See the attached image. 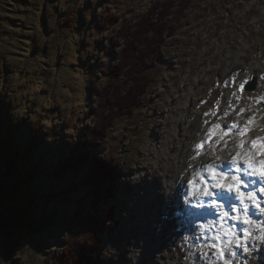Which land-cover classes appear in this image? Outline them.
<instances>
[{
	"label": "clouds",
	"instance_id": "1",
	"mask_svg": "<svg viewBox=\"0 0 264 264\" xmlns=\"http://www.w3.org/2000/svg\"><path fill=\"white\" fill-rule=\"evenodd\" d=\"M32 4L22 34L0 24L13 123L91 144L121 185L158 183L150 264H264V0ZM110 211L99 207L103 240L64 228L0 245V264H80L84 248L89 264H143L146 240L115 243L128 212Z\"/></svg>",
	"mask_w": 264,
	"mask_h": 264
},
{
	"label": "rangeland",
	"instance_id": "2",
	"mask_svg": "<svg viewBox=\"0 0 264 264\" xmlns=\"http://www.w3.org/2000/svg\"><path fill=\"white\" fill-rule=\"evenodd\" d=\"M33 10L32 0H0V24L5 31L22 34L24 26L21 22ZM85 23L81 15V27ZM98 47L103 49L102 42ZM108 54L115 57L114 52ZM10 107L0 100V245L13 249L16 243L26 238L37 244H46L64 228L83 231L82 223L79 225L76 219H80L92 205V198L87 193L92 189L87 183L89 166L79 165L65 172H61L58 166L63 161L73 163L74 159L70 161L72 154L81 158L91 145L81 141L72 146L63 139L48 144L45 134L33 130L28 122L13 123ZM115 175L118 199L108 204L116 206L117 217L121 211H127L128 217L118 219L119 237L114 242L118 244L130 236L144 238L148 247L143 264H150L151 248L162 237L141 227L146 215L134 192L144 183L121 185L118 169H115ZM170 226L166 224L165 231ZM107 233L105 229L100 238L103 240Z\"/></svg>",
	"mask_w": 264,
	"mask_h": 264
},
{
	"label": "trees",
	"instance_id": "3",
	"mask_svg": "<svg viewBox=\"0 0 264 264\" xmlns=\"http://www.w3.org/2000/svg\"><path fill=\"white\" fill-rule=\"evenodd\" d=\"M113 74H116V70H113ZM91 145V144H89ZM93 151V152H92ZM81 158L75 157V154H72L70 157L73 163H69V161H63L58 167L61 172H65L70 169H74L81 166H89L88 175H87V183L92 189L87 192L88 197L92 198L91 208L83 215H81L80 219H76L77 223H82L81 228L84 230L88 228V230L95 231L100 237L104 230L106 229V225L104 222V218L99 214L100 201L103 204H108L109 201H117L118 199V190L115 183L116 175L115 169L112 165L106 163L105 161L98 159L94 153V147L91 145L85 153H83ZM83 162L84 165H83ZM109 205V204H108ZM111 211L109 213L108 218L114 219L117 217L116 206L110 205ZM79 217V216H78ZM84 224V225H83ZM118 226L119 220L117 221ZM109 230L107 229V232ZM90 249L84 248L80 251V264H89L90 262Z\"/></svg>",
	"mask_w": 264,
	"mask_h": 264
},
{
	"label": "bare ground",
	"instance_id": "4",
	"mask_svg": "<svg viewBox=\"0 0 264 264\" xmlns=\"http://www.w3.org/2000/svg\"><path fill=\"white\" fill-rule=\"evenodd\" d=\"M158 183L145 181L140 190L134 192L135 197L140 199L144 206L145 215L141 227L151 233L154 231L153 225L160 223L162 199L158 192ZM171 215V207H169ZM156 234V233H155Z\"/></svg>",
	"mask_w": 264,
	"mask_h": 264
}]
</instances>
